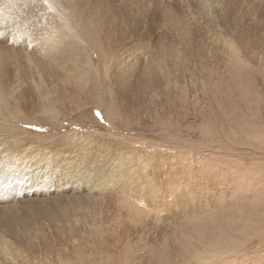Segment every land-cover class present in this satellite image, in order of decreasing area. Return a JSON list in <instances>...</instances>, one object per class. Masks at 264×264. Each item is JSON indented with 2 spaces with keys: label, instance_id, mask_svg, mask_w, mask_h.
<instances>
[{
  "label": "rangeland",
  "instance_id": "1",
  "mask_svg": "<svg viewBox=\"0 0 264 264\" xmlns=\"http://www.w3.org/2000/svg\"><path fill=\"white\" fill-rule=\"evenodd\" d=\"M72 1L84 24L103 28L117 22L128 51L121 48L113 58L98 34L76 39V26L67 29L69 56L56 62L52 73L20 72L18 90L36 111L0 113V213L9 210L11 216L5 224L0 214V264H264V0ZM19 2L36 8L25 22L32 29L52 21L65 29L79 24L44 0ZM0 6L4 9L5 1ZM6 16L0 13L3 26L10 23ZM125 21L138 22L140 34H125L128 26L119 23ZM230 40L243 55L223 49ZM22 44L23 56L39 46ZM100 51L102 57H95ZM199 54L207 58L202 63ZM133 55L138 62L153 57V66L143 63L153 73L165 72L172 58L175 62L159 90H147L143 101L130 96L136 113L153 112L140 119L144 123L114 113L116 103L121 109L125 103L114 100L113 79L119 76L112 63ZM247 55L258 58L255 65ZM20 60L32 69L25 56ZM178 66L181 70H173ZM77 69L80 82L73 79ZM99 77L110 84L94 88ZM54 86L67 89L66 99L51 108ZM73 146L79 153L70 156ZM46 148L77 160L79 170L80 154L90 149L105 155V175L124 171L129 178L120 176L113 185L94 176L95 185H106L107 191L82 195L86 186L70 185L72 179L64 176L55 185L52 171L33 167ZM88 156L97 165V156ZM86 196L89 202L80 200ZM101 240L113 248L101 250L106 245ZM163 242L170 243L174 258L160 252Z\"/></svg>",
  "mask_w": 264,
  "mask_h": 264
},
{
  "label": "bare ground",
  "instance_id": "2",
  "mask_svg": "<svg viewBox=\"0 0 264 264\" xmlns=\"http://www.w3.org/2000/svg\"><path fill=\"white\" fill-rule=\"evenodd\" d=\"M3 1H5V7L3 6L4 7V9H2L3 12H2V10H0V13L2 15V18L4 17V13L7 14V16H6L7 18H5V19H7V21H10V23L7 26H3L2 25L3 22H1V17H0V113L2 111H5V109H8V108H11L16 112L23 111L26 109H32V110L36 111V109H34L35 108L34 104L32 105V108H31L28 103L23 102L24 101V97H23L24 94H22V92H20L18 90V88L20 86L19 82H20V78H21L20 72L24 71L28 76L29 75L34 76V74L37 73L38 77H42L44 74L52 73L53 70L55 69L56 62L65 61L66 58L69 56L68 50H69V46H70V42H71L72 38L67 33L68 32L67 29H71V28L74 29L76 26H78V29L74 30V35H75L74 37H77L76 39H78L80 41H83L85 39V34L87 36V34L91 35V33H92V35H91L92 38L96 37L95 33L98 34L97 39L100 40V42L106 47V51H107L106 54H109L113 58L120 56L119 51L121 48L124 49L125 51H128L127 40H126V38L124 40V36L121 35L122 31L119 29L118 25H116L117 22L104 23L105 27H103V28H100V25L98 23L84 24L83 22L85 19L79 13V9H78L77 5H75L72 0H44L48 5L54 7L56 10L60 11V9H62L63 12H59V14L61 16L65 13L64 17L69 18L71 16L72 18H75V20L77 22H79V24L66 25L67 26L66 29L60 23L58 24L56 21H52L50 23V25H48L46 22L44 24L38 23V24H41L42 26H34V28L32 29L31 27H28L27 23H25V22H28L32 19L31 13L34 14V12H36L35 10L33 11L35 6L32 5L33 8H31V6H30L31 4H29V3L25 4L27 6H23L20 2L17 3V0H0V4L1 3L3 4ZM0 8H1V6H0ZM64 22H65V20H64ZM85 22H86V20H85ZM119 23H121L122 26H128V30L126 29V32L124 31L125 34H127L128 36H131V37L135 36V34H138L141 31V30L139 31V29H138L139 27H137V25H139V24L136 21H125V22H119ZM107 27H109L110 29ZM82 28H87V30L86 31L83 30L85 32L83 34H80V31H78V30H81ZM104 28H107L108 30L103 32ZM37 31L39 33H37ZM40 32H41V34H40ZM89 37H87V39H90ZM23 41L24 42L32 41V44H33V41L39 42L38 48H34L31 51V53H32L31 55H28V54L24 55L25 60H27L26 63L27 64H31V63L33 64L32 69H31V67L29 68L28 66H25V64H23L24 60H20L22 58L24 59V56L21 55V53H20L21 51H19L20 48L18 49V46H20L19 44L23 45L22 44V43H24ZM6 42H8L9 45H7ZM230 42H231V40H230ZM228 47H231V49H234L236 52L238 51L239 53H241L240 49H238V47H237V43L235 42V40H233V42H231V43H226L225 47L223 49L224 50L230 49ZM234 50H232V51L234 52ZM80 53L82 54V51H81V49L78 48L79 57H80ZM97 53H98V55H95V57L98 56L97 58H101L103 52L100 51ZM97 53H94V54H97ZM217 53H218V50H217ZM201 54H199L198 57L200 56L199 59L201 60V63H202L203 62L202 58H203V60L207 59V58H205ZM212 54L215 55L216 53H212ZM95 57H92V58L95 60ZM141 57L146 58L143 56H141ZM92 58H89V60ZM152 59H153V57H151V58L149 57V59L147 61H144V62H147L149 65L153 66L154 61H152ZM245 59L252 66H253V64L255 65V63L258 61L257 57L250 56V55L245 56ZM139 60H140L139 56L133 55L131 57H127L121 63H112V65L114 67V71L117 70L116 74H117V76H119V79L118 78L113 79L114 94H115L114 100H115V102L119 100V101H123L125 103L123 106V109H121L120 107H117L116 106L117 103H116L114 107L118 108V111H117V109H114L115 110L114 113L118 114L119 118H121L123 121H125V119H127V118L130 119L132 117H134V119L136 118L139 120L141 118H143V120L145 121V119H144L145 117L152 116L153 112L149 111V110H147V111L142 110L141 112H138V113L135 112L136 111L135 109L132 110V107H134V99H129V98L131 95H133V96L136 95L137 97H139L141 99V101H143L144 98H141V97H143L145 95V93H147V90H151L152 92L154 90H157V89L159 90L161 88V79L162 78L166 79L168 77V75H169L168 73H169L170 69H172V67L175 63L173 58H172V66L167 65L166 69L164 67V69L166 70L165 72H163V71L159 72L158 71V72L153 73V71L148 72L149 67L146 65H143L144 62H138ZM211 60H212V58H211ZM95 61H94V65H95ZM206 63H208V62H206ZM159 64H160V62L157 61V65H159ZM162 64H163V62H162ZM209 65H211V64H209ZM59 67H60V65H59ZM174 67H175V65H174ZM180 68L181 67L178 66L177 68H174L173 70H176V69L181 70ZM135 69H137L136 70L137 72L135 71ZM95 70H97V75H98L99 71H98V67L96 65H95ZM239 70H241V68ZM80 71H82V70L77 69L74 71V73H75V75L73 77L74 81L77 80L78 82H80V80H81V77H79V75H81ZM110 72H111V68H110ZM76 74L78 75V77H76V79H75ZM251 76L252 75H249V78ZM180 78H181V76H178L176 83H179ZM70 83L71 82L68 83V86L70 85ZM169 83L170 82H168L167 84L169 85ZM109 84H110V79L107 82H104L100 78L99 84L97 85L95 82V84H93V86H94V88L96 87L97 89H100V88H103V85L105 87L106 85L108 86ZM78 86H80V89H81L84 85L82 86V84H79ZM57 87L58 86H54L53 91L54 90H57V92L59 91V95H57V92H56L54 94V96H51V99H50V107L51 108L54 106L53 102L58 101V99L59 100H63L64 98L66 99L65 95H66L67 89L65 91L64 87H58V88ZM84 87L87 88V86H84ZM82 92H85L84 89L82 90ZM50 93H51V91H50ZM78 93L79 92H77V94ZM78 97H79V94H78ZM78 97H77V100H78ZM139 98H135V99H139ZM58 104H60V103H58ZM37 106H39V105H37ZM11 109H10V111H11ZM109 110H111L110 111L111 113L113 112L112 109H109ZM53 112H55V111H53ZM144 112H145V115L142 114ZM104 115H106V114H104ZM142 116H144V117H142ZM0 117H1V119H4L3 116L0 115ZM136 119H135V121H136ZM141 122H143V121H141ZM80 146L78 145V147H80ZM38 150L39 149H37V153L39 152ZM44 150L45 151L42 154H40V156H39L40 161L38 160L37 163H35L33 165V167H35L36 169L43 168L45 170L52 171V174H50L49 179L55 185H56V182L62 183L63 181H61V180L63 178L65 180L70 178L73 181V182H70L71 183L70 185H74L75 183H77V185L86 186V188H80L83 191L82 195H85L86 192H89V191L92 192V190H100L101 187L98 185H95L97 182L95 180H93L94 176H96V180L102 179L106 183H109V184L111 183L113 185H117V182L119 181L120 176L126 177L127 179L129 178V173L127 174L124 171H119V172H117L113 175H110V176L105 175L101 171L102 166L105 165L103 162V158L105 157V155H102L101 153L94 154V153H92V150H90V149H84V152H82L80 154L81 159L83 160V163H84V167L81 170H79L80 169L79 167L78 168L75 167L74 161L76 162L77 160L70 161L69 158L64 159L63 156L58 155V153L54 152V150H52L51 148H46ZM117 150H119L121 152V149L117 148ZM73 152H77V148H75V146L71 147V150H69L68 155L71 156L70 153H73ZM77 153H79V151ZM20 154H21V152H20ZM88 154H93V156H97V160H98L97 165H95L96 163L92 164V162H90V160L94 159V157H92V159H89ZM59 157H61V158H59ZM81 159H80L79 164L82 163ZM156 159L160 160V161L163 160L161 157H156ZM165 159L166 158H164V160ZM88 162L92 165H87ZM164 164L161 166H164ZM165 166H167V164ZM172 168H171V166L167 167V169H169L171 171V173L173 174V173H175L176 170L175 169L173 170ZM65 171H67V173ZM64 174H67V175L65 176ZM154 174L156 175V172H154ZM60 176H64V177L60 178ZM81 179H83V181ZM106 187H107L106 185H102L101 190L107 191ZM82 198H84V199L83 200L80 198H78V199H80L81 201H84V202H87V201L89 202V200H91L88 196L82 197ZM80 200H79V202H80ZM8 211L4 210L1 212L2 215L6 216V220H3L2 223L9 224V222L11 221V216L8 213ZM13 220H15V219H13ZM140 234L143 235V230H138V235H140ZM139 240L141 241V239H139ZM160 242H162V241H160ZM101 243L103 245L106 244L101 248V250H109V249H111L112 244H113V243H109L107 241H102V240H101ZM122 244L124 245V243H122ZM136 244H138V243H136ZM152 244L153 245L155 244V239L152 240ZM161 244L162 245H160V247H159L160 252L163 253L164 256L168 252V255L171 258H174L175 252L173 251V249L170 248L171 247L170 243L168 244L167 242L166 243L163 242ZM128 251H129V249H128ZM137 252H138V250H137ZM102 254H103V252H102ZM104 255H105V253H104ZM124 257H125V255H124ZM128 261H130V260H128ZM129 263H131V262H129Z\"/></svg>",
  "mask_w": 264,
  "mask_h": 264
}]
</instances>
